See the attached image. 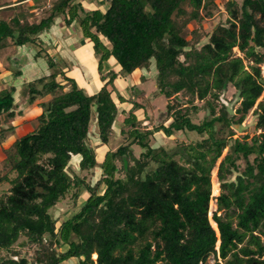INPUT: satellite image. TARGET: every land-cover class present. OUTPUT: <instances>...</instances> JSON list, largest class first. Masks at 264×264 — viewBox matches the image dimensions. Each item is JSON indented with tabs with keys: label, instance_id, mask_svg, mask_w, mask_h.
<instances>
[{
	"label": "trees",
	"instance_id": "obj_1",
	"mask_svg": "<svg viewBox=\"0 0 264 264\" xmlns=\"http://www.w3.org/2000/svg\"><path fill=\"white\" fill-rule=\"evenodd\" d=\"M98 3L102 10L87 11L80 0H52L48 8L45 0L28 8L20 4L9 21L1 17L0 9V52L7 40L16 48L36 44L57 19L67 29L78 24L96 56L102 84L95 93L89 92L64 67L67 61L61 67L58 60L41 54L42 48L35 53L34 59H44L50 74L23 79L27 103H36L38 110L33 116L36 127L3 149L5 165L14 177L0 179L10 185L0 197V253L8 254L0 257V264H61L70 259L77 260L74 264H208L210 256L213 264H264V79L260 70L264 0H243L240 7L235 0L224 5L214 0ZM217 8L228 14L227 26L215 28L201 46L196 31L190 32L188 40L184 35L188 24L211 18ZM39 9L45 16L32 22ZM151 61L157 72L156 90L172 105L149 129L152 117L147 113L145 90L137 88L143 75L132 78ZM21 62L12 58L16 77L23 75ZM58 77L62 82H57ZM127 77L131 101L115 86L116 80ZM228 86L235 91L234 109L222 99ZM15 92L13 85L0 90V125L3 116L14 119L17 114ZM135 97L139 101H133ZM196 101L203 103L201 108ZM126 104L128 111L120 113L123 143L106 151L99 162L87 144L90 126L94 124L99 142L108 146L114 139L119 107ZM200 109L207 114L195 124L191 114ZM139 110L141 119L136 116ZM249 114L259 133L234 137ZM224 130L227 135L222 137ZM158 132L166 137L188 132L207 138L196 142L199 152L192 156L184 144L174 152L153 148ZM0 135L1 145L3 131ZM76 157L79 171L101 170L94 186L75 172L69 174ZM240 161L245 165L242 171ZM213 171L218 189H212L211 196ZM233 174L234 180H229L227 175ZM72 191L75 207L81 193L88 196L69 219H54L50 211ZM213 197L212 226L208 212ZM221 211L224 215L218 216ZM21 238L25 241L13 250ZM26 246L33 251L30 259L20 251ZM57 246L67 249L58 252Z\"/></svg>",
	"mask_w": 264,
	"mask_h": 264
},
{
	"label": "rangeland",
	"instance_id": "obj_2",
	"mask_svg": "<svg viewBox=\"0 0 264 264\" xmlns=\"http://www.w3.org/2000/svg\"><path fill=\"white\" fill-rule=\"evenodd\" d=\"M5 1L6 0H0V5H2V3ZM51 1L52 0H45L44 6L48 8ZM80 1L83 8L87 11H90L92 9H99V10L103 9V7L100 6L98 3L101 0H80ZM242 1L243 0H235L238 7H240ZM11 2L12 0H7L6 4H12ZM214 2H218L219 5H224L226 0H214ZM27 6L26 8H28ZM1 10H2L1 17L6 21H9L11 18L15 17L18 14V10L14 8L13 9L1 8ZM43 16H45V14L40 12L37 16H35V19H33L32 22L39 21ZM228 18H229L228 14L225 13L224 10H220L219 8L213 9L211 18L202 17L200 21L197 22L193 21L189 23L186 29L184 30V35L189 40L192 38L190 32L196 31L198 34L201 35L198 44V46H201L207 43L208 36L212 33V31L215 28L219 26H227L226 21L228 20ZM56 22L57 23H55L54 27L51 28V32L55 34V36H53V39L51 38V35H49L48 33L42 34V36H40L36 44L30 46L29 48L26 47L16 48L15 46L12 45V43L9 40H7L6 47L0 52V73H1L0 78H2L0 79V90L7 88L10 85L11 86L13 85L16 89H18L17 92L14 93V98H15V103L18 106L17 109L21 110L17 112L14 119L13 118L9 119L6 116H3L1 118L0 134L3 131V138H2V143L0 145V179L5 175L8 177V179H12L14 177V173H10L8 167L5 165V161H4L5 156L3 154V149H6L7 146L11 143V141H13V139L14 140L18 139L21 136L25 135L26 133L34 131L36 127V122L33 121V116H35V114L37 113L36 111H38L36 110L37 109V107L35 106L36 103L34 105L35 106L34 108H32V106H30V104L27 103V95L24 89L22 88V82H23L22 78L14 76V72L17 66L15 67L14 64L11 63L12 58L17 57L20 61H22L20 64L22 65L21 70L25 74L24 78H26V80H33L35 78H39L43 76V74L45 75L50 74L44 59H36V60L34 59L35 53L41 50L40 48H42L43 51L41 54L44 55L47 53L53 59L55 60L58 59L61 67L63 66V63L65 61L69 60L70 61L69 65H65L64 67L69 68V70L74 72L75 75L78 76L81 85L84 86L86 90H88L89 92L95 93L102 86L101 82L99 81V77L97 73L96 56L92 52L91 45L88 46L87 43H84L85 41L82 38V33L80 28L78 27V24L75 25L73 24L71 25L70 29H67L65 27V23L61 19H57ZM61 34H64V36ZM80 50H82L81 54L79 52ZM74 51H76L77 53L75 54ZM234 53H236L237 56L242 57V55L237 51V49H234ZM82 54L84 56L83 59L80 58ZM76 56L78 60L80 59L79 62L78 60L75 59ZM26 60L27 63L25 64ZM244 64L247 65L248 62L244 61ZM138 72L139 71L136 72V76H141L140 74H142L143 78L142 80H138L139 86L137 88H139V90L140 89L145 90V98H146L145 101L148 103L149 106L147 113L149 116L152 117V120L148 122L149 123L148 128L151 129L152 127L155 126L156 119L158 117H159L157 119L158 122L164 118L166 107L172 105V101L171 99H166L163 95H160L159 92L156 90L154 79L157 72L155 69L154 61L150 62L146 70L140 71L141 73ZM3 76L4 78L5 76L6 77L8 76L9 78L12 79V81L7 84L4 83ZM261 77L264 79L262 73H261ZM127 78L124 79L119 78V80L115 81V86L119 91V94L124 99L131 101L133 98L132 93L129 90L131 81L129 80V78L128 79ZM91 79H94L95 82L94 84L96 85V87L92 88V86H89L90 85L89 82L91 81ZM57 82L59 83L62 82L60 77L57 78ZM233 93H235L234 89L231 86H228L224 95L222 96L223 100H226V102L232 105L231 107L232 109L236 108L237 106V104L234 103ZM45 100H48V98H45ZM133 101L136 102L139 101V99L135 97ZM39 102H43V101H39ZM195 104L197 105L198 108H201V106L203 105V103L199 101H196ZM128 108H129V104L128 105L126 104L123 107L121 106L119 107V116L113 127L114 134L112 137H114V139L113 138L111 139L108 146H103L99 142V139L95 132L94 124L93 123L91 124L87 144L93 150L99 162L101 156L104 155L106 151L108 150L114 151L118 146H120L123 143V138L119 137L120 127L122 122L121 121L122 116H120V113L122 111L127 112ZM206 114L207 113L204 109H200L197 113L191 114V120L195 124H200ZM18 115L19 117H17ZM142 115H143L142 110L136 112V116L139 119H141ZM16 118H20L18 119L19 123H21V120H23L22 122L23 126L16 125L20 127V130L16 129L18 127L14 126L18 121V120L15 121ZM254 125H255V118H253V116L249 114L244 120V122L241 124V126L236 128V131L234 132V137H241L247 134L251 138L254 134H258L259 131L255 130ZM218 128L219 126L216 127V129ZM226 135H227V130H224L222 137H225ZM204 138H207L206 135L204 134L199 135L196 133H188V132L187 133L174 132L171 137H166L162 132H158L155 134L154 142H152V146L153 148L161 147L169 152H174L176 150H179L181 144H184L187 146V151L190 155L197 156L199 150L195 148L196 142H200ZM134 151L136 152L135 154L138 156L140 153L138 148H135ZM225 152L226 150H224L223 155L225 154ZM79 160H80L79 157L73 158L71 160L69 165L70 167L68 169L69 174L72 175L73 174L72 172H75V174L83 178L88 184L94 186L100 178L101 170L99 169V167H96L95 169L89 172H81L79 171L78 168ZM175 160L179 163H182V161L179 159V156H175ZM238 164H240V167L238 168L240 169V171H242L245 166L244 162L240 161L238 162ZM117 165L120 166L119 163H117ZM227 176L229 180H234L236 174H233L232 176L229 175ZM216 183H217V172L213 171L211 174V196H212V189L215 188L218 189L217 187L218 184ZM9 188L10 185L2 181L0 183V197L5 196ZM103 188L104 187H101L100 192L103 190ZM73 193L74 191L67 194L65 199L50 211V214L54 219H57L59 221H65L69 219L73 214H75L80 209L81 205L84 203L85 199L88 196V194H86L85 192L81 193L79 199L76 201V207H75V205L73 206V198H72ZM214 198L215 197H213L209 203L208 220L210 222H211V214L216 210ZM217 215L223 216L224 211L219 212ZM216 236H218V234H216ZM74 240H76V238ZM24 241L25 239L21 238L18 241V243L14 246L13 250H19V248L17 247L18 244ZM262 242H264L263 239ZM217 248H218V243L216 244L215 249L217 250ZM66 249H67L66 246H62V247L57 246L58 252H64ZM20 251L22 255L25 254L27 258L30 259L32 257L33 251L29 247L26 246L20 249ZM6 256H8V254H6L5 252L0 253V257L5 258ZM95 259L96 256L92 255V260ZM262 260H264V257L262 258ZM76 261L77 260L75 259L72 260L70 259L61 264H74L76 263ZM217 261L223 263V260L221 259H218ZM207 263L213 264L214 257L210 256L207 259Z\"/></svg>",
	"mask_w": 264,
	"mask_h": 264
},
{
	"label": "crops",
	"instance_id": "obj_3",
	"mask_svg": "<svg viewBox=\"0 0 264 264\" xmlns=\"http://www.w3.org/2000/svg\"><path fill=\"white\" fill-rule=\"evenodd\" d=\"M40 0H25V1H23L22 3H19V4H17V3H12V4H9V5H7V6H5V7H2V8H16V7H18V5L20 6V4L22 5V6H24V7H26L27 5V7H30V6H32L33 4H36V3H38ZM81 2V1H80ZM1 9V8H0ZM57 23V22H56ZM54 27V26H53ZM61 29V28H60ZM49 35H51V38L53 39V36H55V34L53 33V32H51V29L47 32ZM61 35H63L64 36V34H61ZM85 41V40H84ZM84 43H87V41H85ZM88 44V46H90V44L89 43H87ZM58 47V46H57ZM83 50H86V49H83ZM80 52V54H81V52H82V50H80L79 51ZM74 53L76 54L77 52L76 51H74ZM80 56V55H79ZM78 56V57H79ZM82 56V57H81ZM80 56V58L81 59H83L84 58V56H83V54ZM76 60H78V58H77V56H76V58H75ZM58 60V59H57ZM80 60V59H79ZM79 60H78V62H79ZM67 62L69 63L70 61L69 60H67ZM74 64V63H73ZM75 65V64H74ZM140 72V71H139ZM138 72V73H139ZM141 73V72H140ZM72 74L74 75V77L79 81V78H78V76H76L75 75V73L74 72H72ZM24 72H23V75L21 76V78H22V81H23V79H24ZM141 75V74H140ZM0 77H1V73H0ZM8 77V76H7ZM6 76H5V78H4V76H3V78H4V83H10L11 81H12V79L11 78H7ZM138 77H140V76H136V73H135V76H133V78H132V80H138ZM20 78V77H19ZM93 78V77H92ZM0 79H2V78H0ZM128 79V78H127ZM130 80V79H129ZM90 81V80H89ZM79 83H80V81H79ZM95 82H94V79H91V81L89 82V86H92V88L93 87H96V85L94 84ZM80 85H81V83H80ZM84 87V86H83ZM85 88V87H84ZM16 89V88H15ZM86 89V88H85ZM17 90L18 89H16V92H17ZM88 91V90H87ZM32 108H34V105H32ZM20 109V108H19ZM18 111H21V110H18L17 109V111L16 112H18ZM36 111V110H35ZM32 112V111H31ZM37 113H38V111H36ZM22 114V113H21ZM29 114V113H28ZM17 117H19V115L17 116ZM18 119H20V118H16L15 119V121L16 120H18ZM22 122H23V120H21V123H19V120L16 122V124L14 125L15 127H18V128H16V129H19L20 130V127L19 126H16V125H21V126H23L22 125ZM14 140V139H13Z\"/></svg>",
	"mask_w": 264,
	"mask_h": 264
},
{
	"label": "bare ground",
	"instance_id": "obj_4",
	"mask_svg": "<svg viewBox=\"0 0 264 264\" xmlns=\"http://www.w3.org/2000/svg\"><path fill=\"white\" fill-rule=\"evenodd\" d=\"M261 71L262 75L264 76V63L261 65Z\"/></svg>",
	"mask_w": 264,
	"mask_h": 264
},
{
	"label": "water",
	"instance_id": "obj_5",
	"mask_svg": "<svg viewBox=\"0 0 264 264\" xmlns=\"http://www.w3.org/2000/svg\"><path fill=\"white\" fill-rule=\"evenodd\" d=\"M252 264H255V262H253Z\"/></svg>",
	"mask_w": 264,
	"mask_h": 264
}]
</instances>
